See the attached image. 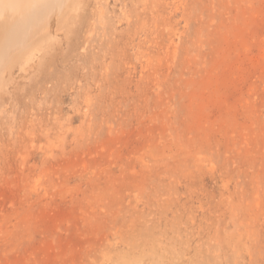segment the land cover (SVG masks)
<instances>
[{"label":"rangeland","instance_id":"obj_1","mask_svg":"<svg viewBox=\"0 0 264 264\" xmlns=\"http://www.w3.org/2000/svg\"><path fill=\"white\" fill-rule=\"evenodd\" d=\"M60 2L0 26V264H264V0Z\"/></svg>","mask_w":264,"mask_h":264},{"label":"bare ground","instance_id":"obj_2","mask_svg":"<svg viewBox=\"0 0 264 264\" xmlns=\"http://www.w3.org/2000/svg\"><path fill=\"white\" fill-rule=\"evenodd\" d=\"M62 3L64 4V2H60V0H0V26L4 27V29L7 30L6 33L9 34L11 29L8 26L12 27V25H13L12 22L14 21V19L11 16H14L17 14V16H20L22 19V32L27 33V36L24 39V42H28V41L31 42V40H32V43H33L32 45L37 47V48L35 47V49H34V48H32V45H30L31 48L34 50H31L30 52L28 51L29 53L27 56H25V60H23L22 66H29V65H31V61L34 62L33 60H35L34 58L36 56V51H39V53H40V51H42V52L44 51L45 55L49 54V51L52 48L51 46L54 44V42L56 40L55 35L51 34V32L49 31L50 17L52 16L51 13H49V11L50 10L52 11L55 7L61 8L63 10L64 5ZM62 5H63V7H62ZM65 8H66V6H65ZM62 10H61V13L64 12V11L62 12ZM100 14H102V12H100ZM70 16L71 15L66 16V17H70ZM60 19L61 20L65 19V17L64 18L61 17ZM69 19H71V18H69ZM59 21L60 20H58V22ZM68 23L69 22L64 23L63 25L61 23V25L59 24V26H61V27L62 26H64V27L69 26L70 24H68ZM12 30H13V28H12ZM30 42H29V44H30ZM27 46L29 47V45H27ZM31 48L29 47V50ZM5 54H7V52H3L2 56H4ZM10 56H12V55H10ZM17 56L18 55L13 56V57L15 58ZM38 56H39V54H38ZM39 58H43V55L41 53H40ZM15 59L18 60L17 58H15ZM14 62H15V60H14ZM9 70H11V69H9ZM2 72H3V70H2ZM1 73H0V75H1ZM5 75L3 76L4 78H5ZM6 81H8V80H6ZM5 85H6V83H5ZM37 85H40V84H37ZM154 259H153V257L150 256V264H155Z\"/></svg>","mask_w":264,"mask_h":264}]
</instances>
